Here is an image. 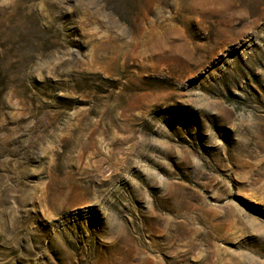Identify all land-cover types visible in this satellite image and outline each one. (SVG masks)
Listing matches in <instances>:
<instances>
[{"label":"rangeland","instance_id":"rangeland-1","mask_svg":"<svg viewBox=\"0 0 264 264\" xmlns=\"http://www.w3.org/2000/svg\"><path fill=\"white\" fill-rule=\"evenodd\" d=\"M0 264H264V0H0Z\"/></svg>","mask_w":264,"mask_h":264}]
</instances>
